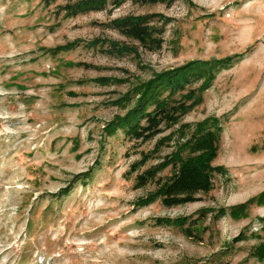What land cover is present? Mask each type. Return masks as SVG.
Masks as SVG:
<instances>
[{"label": "rangeland", "instance_id": "374dc122", "mask_svg": "<svg viewBox=\"0 0 264 264\" xmlns=\"http://www.w3.org/2000/svg\"><path fill=\"white\" fill-rule=\"evenodd\" d=\"M91 2L0 0V264H264V0ZM214 149L206 190L156 198Z\"/></svg>", "mask_w": 264, "mask_h": 264}, {"label": "trees", "instance_id": "16d2710c", "mask_svg": "<svg viewBox=\"0 0 264 264\" xmlns=\"http://www.w3.org/2000/svg\"><path fill=\"white\" fill-rule=\"evenodd\" d=\"M109 1H112L113 3H116L118 5H122L126 0H106V4H103L102 6L99 5L97 2H91V3H83L80 4L79 7H83V5H90V4H96V6H93L89 8V10L93 9H102L107 6V3ZM135 3H151L154 0H131ZM88 9V8H84ZM82 11L80 9H77V12ZM80 13V12H79ZM143 19L140 17H131L124 20H116L113 22V26L116 29H119L120 31H123L127 34L134 35L138 38L140 36L136 32V25L139 24ZM128 22H131L130 24H126ZM91 45L99 46V42L92 43ZM123 51V49H119ZM190 69V67L185 69H178L174 70L172 72L164 73L160 75L158 83L154 84L148 83L143 87V91L140 93L141 97L138 99L136 105L132 110H130L125 116L119 117L115 123H113L112 128L110 130L111 133H117L118 130L124 131L127 134H133L139 133L143 128H145L142 124L145 120L151 121L153 119V110L156 108H160V110H164L165 106L168 105L169 97H164V95L167 93V86L169 85L170 81H181V79L186 75L187 71ZM213 67L208 69V73L212 71ZM207 78V76H203ZM188 151V149L182 148L179 155L185 154ZM209 153V154H208ZM218 155V150L214 149L211 151H206L202 155L192 158L189 161H184L182 159V156H179L177 158V161L181 164V170L179 171L180 177L178 179H175L171 184H169L166 188H162V190L159 191V194L156 196V198L161 197L163 198V202L167 203L170 201L171 196H173L174 192L178 190H185L187 186H190V189L188 190H206L207 185L209 186V178L212 174V171L207 172V168L209 164L212 163L213 160L216 159ZM187 165H190L192 169L190 171H186L185 168H187ZM264 199V194H262L259 198L254 199L253 202H249L251 205L252 203H255L257 200L262 201ZM248 204V205H249ZM247 206H242L239 208V210H245ZM166 223H176V221L169 222L168 220H165ZM166 225V224H164ZM184 224H181L180 226H183Z\"/></svg>", "mask_w": 264, "mask_h": 264}]
</instances>
